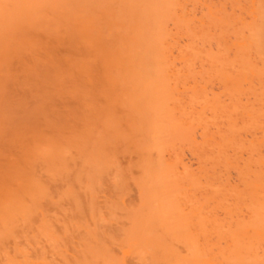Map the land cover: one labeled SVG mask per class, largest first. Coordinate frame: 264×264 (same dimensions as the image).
<instances>
[{
	"label": "bare ground",
	"instance_id": "6f19581e",
	"mask_svg": "<svg viewBox=\"0 0 264 264\" xmlns=\"http://www.w3.org/2000/svg\"><path fill=\"white\" fill-rule=\"evenodd\" d=\"M0 264H264V0H0Z\"/></svg>",
	"mask_w": 264,
	"mask_h": 264
}]
</instances>
